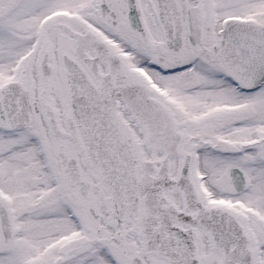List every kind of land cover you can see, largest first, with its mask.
I'll use <instances>...</instances> for the list:
<instances>
[{
  "label": "snow or ice",
  "instance_id": "1",
  "mask_svg": "<svg viewBox=\"0 0 264 264\" xmlns=\"http://www.w3.org/2000/svg\"><path fill=\"white\" fill-rule=\"evenodd\" d=\"M0 264H264V0H0Z\"/></svg>",
  "mask_w": 264,
  "mask_h": 264
}]
</instances>
